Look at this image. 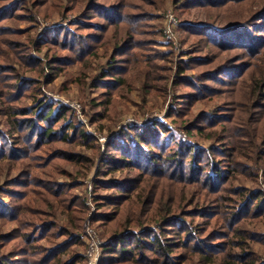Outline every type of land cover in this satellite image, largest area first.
Here are the masks:
<instances>
[{
    "label": "trees",
    "instance_id": "trees-1",
    "mask_svg": "<svg viewBox=\"0 0 264 264\" xmlns=\"http://www.w3.org/2000/svg\"><path fill=\"white\" fill-rule=\"evenodd\" d=\"M65 2L71 5L61 11L76 12L78 8L82 25H78L76 30L64 26L55 31L50 30L47 43L67 53L65 56H59L58 53L52 55L49 51L45 53L51 73L55 74L75 62L90 66L92 61L99 60L103 53L109 56L108 60L100 63L97 74L88 75L92 87L105 89L106 100L99 105L112 103L113 94L124 92L131 87L128 78L137 65H146L143 87H147V91L154 89L153 81L157 74L153 66L157 65L158 68L154 60H168V55L172 53L162 52L157 48L159 40L155 36L161 30L155 28L157 24H154V20L160 17L155 12L159 4H162L160 0H87L82 8L78 5L84 2L83 0H0V25L21 18L25 15L20 13L21 10H28L31 14L36 12L35 9L37 12L45 10L43 7H47L49 3L63 6ZM172 2L180 13L179 28L187 34L208 38L220 52L217 57V63L220 64L212 66L211 63L206 72L198 75L187 76L185 73L198 64H204L206 59L192 57L180 62L176 74L179 75L178 79L193 87L192 93L187 97H206L212 89L203 79L207 81L211 78L209 75L220 74L224 69L231 73L230 80L243 76V73L250 69L251 62L247 64V61L241 60L243 55L240 53L233 56L224 55L240 50L256 59L251 72L253 78L250 97L254 99L251 100V107L262 108V112L260 118L257 119L258 116L255 115L251 120L249 116L243 122L245 127L236 129L238 131L229 148L222 144L218 148L215 145L207 147L178 141L176 147L170 150L166 146L168 129L158 121L129 128L111 138L106 145L104 156L101 155L102 159L106 157L104 163L109 167L104 175L109 176L117 171L126 172L124 178H97L94 183L93 202L96 203L98 212L93 213L91 224L97 223L105 239L100 264H179L178 259L182 260L184 256L178 258L176 251L181 248L198 252L201 257L200 264H216V258H219L222 248L214 249V244L208 236L214 232L217 234L220 225L228 223L230 218L227 216H236V222L241 213L249 217L264 214L263 189L236 190L226 187L231 174L243 167L253 168L251 162H260L264 168V35L258 34L260 30L256 27L257 24L264 23V0ZM196 7L205 11L206 20L201 25L194 24L185 16ZM220 15L224 18L230 15L231 21L226 24L224 19H220ZM27 16L26 14L25 17ZM95 19L103 22H92ZM6 28L0 26V37ZM162 31L164 32V28ZM3 39L8 41L6 36ZM26 49L30 52L29 48ZM23 55L28 57L27 52ZM26 57L20 62L23 65H34L38 60L33 56L29 59ZM159 68L170 69L167 65H160ZM255 69L257 70L254 71ZM161 77L167 79L168 76L162 74ZM13 79L16 81L11 87H17L16 90L21 96L24 95V84L36 83L35 78H23L19 75ZM238 82L242 83L240 80L236 81ZM17 92L7 97V100L12 101ZM239 101L240 99L236 102L240 104ZM170 109L169 115H172L173 111L181 115L185 107L176 103ZM217 111L199 117V122L186 125L184 130L187 136L193 135L194 129L204 132L206 127L217 124L223 125V132L227 133L228 121L231 118L239 123V116L230 117L227 116L226 110L224 113L221 110L218 114ZM249 112L250 108L247 115ZM5 114L9 116L11 128L7 132H0V165L4 168L7 164L19 163L20 160H35L33 153L36 148L40 149L44 144L57 140L65 143L77 142L94 148L91 143L96 141V137L75 120L68 105L55 106L52 102L41 100L29 108L10 107ZM18 114L25 118H17ZM14 133L19 136H14ZM214 136L209 137L212 139ZM223 139L221 135L220 141ZM69 156L77 160L86 159L81 154ZM90 159L93 161V158ZM36 165L37 162L34 167ZM33 170V166L22 168L17 176L5 180L4 186H0V217L18 223L17 228L0 235V241L3 243L0 244V264H87L84 226L91 212L87 198L72 193L77 184L75 181L60 184L47 176L46 171H43L45 176L42 177ZM160 179L174 182L193 180L205 188L204 203L206 207H210L209 210H206L204 204L188 210H181L182 206L177 208L174 197H171L169 202L165 194H157ZM218 192H238V197L233 198L231 194L215 196ZM208 193L212 195L207 196ZM46 194L53 199H46L44 202L47 209H50L48 211L38 206L37 199L35 200V197L41 198ZM2 197L8 198L5 200ZM219 198L234 200L237 205L230 208L228 204L220 203ZM55 202L64 207L63 212H76L79 215H73L66 225L59 222ZM218 202L222 208L226 206L231 209L230 214L223 217V221L220 217L221 211L213 208L217 207ZM138 206L139 209L134 210ZM241 207L244 212L239 214ZM200 217L205 218L203 223L199 222ZM253 236H256V233L245 234L241 231L237 240L229 241L232 251L228 254L229 257L220 260L221 264H264V261L257 262L249 258L251 254L246 256L244 253H250L247 249H244L243 254L236 253L234 257L231 255L233 249L243 247V243H247L246 239ZM254 242L256 241L253 240ZM4 243L5 246H2ZM11 244V249L3 252L4 248Z\"/></svg>",
    "mask_w": 264,
    "mask_h": 264
},
{
    "label": "rangeland",
    "instance_id": "rangeland-1",
    "mask_svg": "<svg viewBox=\"0 0 264 264\" xmlns=\"http://www.w3.org/2000/svg\"><path fill=\"white\" fill-rule=\"evenodd\" d=\"M83 1L84 2L78 5L79 8H82L81 6L85 5L87 0ZM129 1L131 2V0ZM161 1L162 4H159L158 8L155 10L156 14H159L160 17L158 20H154V24H157L155 28L161 30L160 33L155 36V38L159 40L157 48L162 50V52L171 51L172 53L168 55V60H154L155 63L158 64V68L156 67L157 65L153 66L157 74V78L153 81L154 89L147 91L148 88L143 87L145 74L144 68L146 65H137L131 71L128 78L129 83L131 84V87L129 88L131 89L128 88V90L124 92L119 91L113 94L111 98L113 100L112 103L106 104V106L99 105L103 100H106V97L104 96L105 89H95L92 87L88 75L97 74L98 69L100 70V63L106 62L109 56L101 53L99 60H93L90 66L84 65L82 62H75L58 70L55 74L51 73L52 70L48 67L49 61L45 53L49 51L48 53H51L52 55L58 53L59 56H65L67 54L58 49V47L51 46L47 43V36L51 32L50 30L55 31L63 26L70 27L71 30H76L78 25H82L78 8L75 10L76 12L71 10L61 11L71 4L65 2L63 6H56L49 3L47 7H43L45 10L41 12H37V9H35L37 13L33 12L30 14L28 10H26L28 13L21 10L20 13L27 14L28 16L25 17V15H22V17L17 20L7 21L0 25L1 28H8L4 29L5 32H2L0 37V132H7L11 128L9 125V116L5 114L8 108H29L35 106L39 101L41 102V100H44L45 102H52L55 106L59 104L68 105L74 113L75 120L82 124L87 132L96 137V141L94 140L91 143L94 148L83 146L77 142L65 143L57 140L44 144L40 149L36 148L33 153V155L35 154V160H20L19 163L16 162L14 164L6 162L9 164H7L5 168L0 165V186H4L3 182L5 180L17 176L22 168H31L33 166V171L36 172L37 175L44 177L45 174L43 171H46L47 176L60 184H69L75 181L77 184H75V187L72 189V193L76 196L86 197L87 205L90 207L89 211L93 209V213H96L98 212L96 203L92 202L93 205H91L88 203V200L91 198L92 201H94L93 187L97 178L121 179L124 178L126 172L117 171L109 176L104 175L107 168H109L104 163L106 157L102 159V156H104L106 152V145L111 138L116 137L120 132L129 128L132 129L138 125H145L151 121H158L168 129V131H166V146H168L170 150L171 148L176 147L178 141L196 143L200 146L207 147L215 145L218 148H220V144H222L225 145L226 148H229L230 144L233 142L232 140L235 133L238 131L236 129L242 126L245 127L243 122H245L249 116H251V120L255 115L258 116L256 117L257 119L260 118L259 116L262 112V108L254 109L253 107L252 109L251 105L254 99L252 100L250 97V84L253 78L251 75L253 70L252 64H256V59L240 50L233 51L232 53H225L224 55L233 56L240 53L243 55V59L241 60H245V62L247 61V64L248 62H251L249 63L250 69L245 71L243 76L232 77L234 79L230 80L231 73L224 69L222 72L220 71V74L215 73L209 75L211 78L207 81L205 78L203 79L204 83L208 84L212 89L211 92H208L206 97L199 99H197V97H187L192 93L193 87L189 86L187 82L178 79L179 75L176 74L180 62L192 57L206 59L204 64H198L185 73L187 76H190L191 74L198 75L201 74V72H206V70L211 67V63H213L212 66L220 64L217 63V60H219L217 57L220 52L208 38L200 37L196 34H187L180 29V13L174 7L172 0H160V2ZM255 1L258 2L259 0ZM170 14H173L178 21L174 30L177 47L174 46L162 31V28H164L167 21V15ZM216 14L217 13H215L214 16H216ZM185 16L189 21L194 22V24L197 25H201L206 20L205 11L202 8L197 7L192 8ZM229 18L230 15L227 17L225 16V18L220 15V19H224L226 24L231 21ZM92 22L102 23L103 21L95 19ZM83 26L85 27L87 25ZM256 27L260 30L258 34L262 33V35H264V23L257 24ZM6 30H9L10 32ZM250 30L254 33L252 28ZM210 32H213V30H210ZM4 36H6V39L8 40L7 42L5 39L2 40ZM26 48H29L30 52L27 51L28 49ZM37 49L41 50L37 51ZM102 49L103 48L100 50ZM25 52L28 53V57L23 55ZM32 56L33 58H38L34 65H23L20 63L25 57L29 59L32 58ZM238 56L237 58H239ZM160 65H167L170 69L164 70L159 68ZM256 70L257 69L254 71ZM259 71L261 72V70ZM162 74L168 76L167 79H163L161 77ZM18 75L23 78H35L36 80V83L34 84H24L22 90L24 94L23 96L20 95L19 91L17 92V87H11L16 81L13 78ZM237 80H240V82L242 81V83H236ZM11 91H13V93H11ZM15 92H17L16 97L12 101L9 99L7 100V97L9 98L11 95H14ZM238 99H240V104L236 102ZM72 102H76L79 105V108L71 106L70 104H72ZM176 103L185 107V109H183V114L179 115L176 114V111H173L172 115H169L170 108L176 105ZM249 108L250 112L247 115V110ZM79 109H81V118L78 115ZM214 110H218L217 114L220 113L221 110L223 113L224 110H226L225 112L228 114L227 116H239V123H237V120H231V118L229 119L230 121H228L227 127L229 130L227 133L223 132V125L217 124L211 127H206L203 130L204 132L194 129L193 135L188 137L184 130L185 126L189 123L192 124L199 122V117L207 114L211 115ZM17 118L25 117L18 114ZM128 118H133V123H126ZM212 135H216V137L214 136L211 139L209 136ZM221 135L224 138L223 141H220ZM14 136L19 135L18 133H14ZM10 137L11 139H14L12 136ZM100 137H104L106 140L102 141ZM71 154H75L76 156L81 154L83 157H86V159H72L71 156H69ZM231 155L232 154L229 155L230 158ZM90 158H93V161ZM35 162H37V165L34 167ZM250 164L253 168H248L247 166L245 168L243 167L238 172H233L228 180L229 182L226 183V187L228 186L236 190L241 188H251L253 190L261 188L264 191L263 165H261L260 162L256 163V161L251 162ZM25 165L28 166L23 167ZM158 186L157 194H165L169 202L170 198L174 197V203L177 202V208L182 206L181 210L197 208L196 206L203 204L204 207L207 206L204 203L205 197L203 196L205 188H202L199 184L193 182V180L192 182H174L160 179ZM104 192L106 193V191ZM217 194H227L225 196L231 194V196H234L233 198L238 197V192L236 194L231 192H218L215 196ZM210 195L212 194H207V196ZM7 198L8 197H4L3 199L7 200ZM36 199L37 205H40L43 210H50L47 209L44 204L46 199L53 200L48 194L43 197L41 196V198L35 197V200ZM219 199L220 203L228 204L230 208L237 205L234 200L226 198ZM219 202L217 203V207L213 208L221 211L220 217L223 221V217L229 215L231 209H228L226 206L222 208ZM56 208V217L59 222H62L65 225L73 215L76 216L77 214L76 212L74 214L68 211L63 212L62 210L64 207L58 206V204H56ZM209 208L210 207H206V210H209ZM138 209L139 206L134 210ZM241 211L244 212L242 207L238 210L239 214ZM236 214L238 215L237 211ZM227 217L230 218L228 223L225 222L220 225V228L216 231L217 234L214 232L210 237L208 236V239H211V243L214 244V249L222 248V251H219L220 259L216 258V264H221L220 260H225L229 257L228 254L232 251V244L229 243V241L237 240V235L240 234L241 231H244L245 234L256 233L258 239H256V236L246 239L247 243L244 242L243 247L233 249L231 255L234 257L236 253L243 254L244 249H247L250 253H244L246 256L251 254L249 258H253L257 262L264 261V214L257 217H249L247 214L242 215L241 213L239 215L240 219L236 222L234 221L236 216ZM204 219L205 218L200 217L199 222L203 223ZM17 226L18 223L15 221H8L7 219L0 217V235H5L11 232V230L17 228ZM93 226L104 241L105 239L102 236V229L97 227L96 222ZM207 229L205 230V234L208 232ZM211 229H213V227ZM260 236L263 238H259ZM253 240L256 242L253 243ZM0 244H3L2 240L0 241ZM2 246H5V243ZM12 246V244L8 245V247L4 248L3 252L10 250ZM176 253L178 258L184 256L182 260L178 259V261H180L179 264L201 263V257L198 252L187 251L181 248L178 249Z\"/></svg>",
    "mask_w": 264,
    "mask_h": 264
},
{
    "label": "built area",
    "instance_id": "built-area-1",
    "mask_svg": "<svg viewBox=\"0 0 264 264\" xmlns=\"http://www.w3.org/2000/svg\"><path fill=\"white\" fill-rule=\"evenodd\" d=\"M178 24V21L174 17L173 14L167 15V21L164 25V33L166 37L174 44L175 47H177L176 37H175V28ZM74 108H79V105L76 102H72L70 104ZM81 109L78 110V115L81 118L80 115ZM133 118H128L126 120V123H133ZM101 138V137H100ZM102 141H105L106 139L103 137L101 138ZM92 195V194H90ZM92 199L89 198L88 203L93 205ZM93 215V209H91V212L85 222L84 226V232H85V240L87 242V248L85 251V256L87 260V264H100V257L102 252V244L103 240L98 233V231L94 228V226L91 224V217Z\"/></svg>",
    "mask_w": 264,
    "mask_h": 264
}]
</instances>
